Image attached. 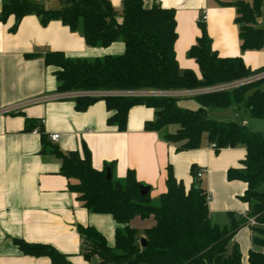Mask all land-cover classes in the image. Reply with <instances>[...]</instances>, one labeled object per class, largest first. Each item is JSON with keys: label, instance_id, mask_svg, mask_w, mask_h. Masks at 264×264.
Listing matches in <instances>:
<instances>
[{"label": "trees", "instance_id": "trees-1", "mask_svg": "<svg viewBox=\"0 0 264 264\" xmlns=\"http://www.w3.org/2000/svg\"><path fill=\"white\" fill-rule=\"evenodd\" d=\"M122 21L110 0H64L59 9H46L33 0H4L0 22L15 18L11 32L30 15L42 25L60 21L72 32L79 33L89 47L108 48L122 42L125 51L120 56L95 60L72 59L61 52L44 56L48 67L55 68L57 93L68 92H171L194 90L228 84L264 72L252 71L242 57L222 58L212 48L204 20L200 21L201 37L189 51V57L199 66L201 78L192 71L180 69L176 56L178 40L176 11L160 5L146 8L144 0H123ZM237 10L241 50H264V28H259L263 0L252 4H231ZM36 55H28V58ZM264 79L229 92H216L194 98L199 109L179 105V98L160 96H102L77 99L76 109L86 111L94 103L105 101L110 117L108 125L120 132L127 129L131 109L145 106L155 111L150 129L161 132L163 139L177 146V151L200 149L206 137L216 152L243 147L246 159L242 166L228 171L230 181H242L248 189L242 200L251 205L247 218H234L230 227L212 223L208 207L209 194L196 179L186 190L168 168L167 192L155 203L151 193L142 196L143 186L134 171L123 180L113 176L114 164L96 170L92 154L83 144L79 152L64 153L51 147V153L61 160L59 174L70 182L82 206L92 214L109 215L117 224L115 245L109 247L106 238L93 228H80L84 239L83 256H94L102 264H243L238 250L228 253L235 234L256 221L254 242L261 251L249 253V264H264V135L238 122H222L209 116L210 110H225L237 106L255 121H264ZM171 128H175L174 132ZM108 172L111 179H108ZM153 218L155 225L144 231L131 226L134 219ZM142 240L146 246H142ZM14 244L27 256L48 257L51 264H72L51 246L29 244L14 239ZM90 249V250H89Z\"/></svg>", "mask_w": 264, "mask_h": 264}, {"label": "crops", "instance_id": "crops-1", "mask_svg": "<svg viewBox=\"0 0 264 264\" xmlns=\"http://www.w3.org/2000/svg\"><path fill=\"white\" fill-rule=\"evenodd\" d=\"M33 1L52 10L64 4V0ZM110 1L122 21L123 0ZM3 2L0 0V17ZM238 2L252 4V0H144V6L160 5L176 11L175 48L180 69L192 70L201 78L199 66L189 57V51L202 35L200 21L204 17L212 48L220 57H242L252 71L264 69V50H241L238 13L231 5ZM14 24V17L0 22V264H51L48 257L25 255L14 239L51 246L72 264H93L83 256L80 228H93L106 238L109 247L115 245L116 222L109 215L92 214L82 206L77 194L70 190L69 180L59 174L62 162L51 153L52 146L64 153L79 152L83 156L85 144L96 170L113 163V176L117 180L134 171L138 182L149 187L151 196L155 195L157 200L167 192L169 167L186 190L196 181L192 170H204L198 182L209 194L212 223L230 227L232 216L239 220L240 214L248 215L251 205L242 200L247 184L228 179V171L240 168L246 159L243 147L216 152L205 137L200 149L179 152L176 145L163 139L161 132L150 129L156 118L153 109L145 106L131 109L127 129L120 132L108 125L110 113L105 101L79 112L76 99H54L60 93L55 68L45 63L46 53L61 52L72 59L95 60L122 55L125 51L122 42L108 48L89 47L79 33L62 22L42 25L35 15L25 17L17 30L11 32ZM34 54L35 57H27ZM263 87L264 84L262 91ZM37 100L41 102L4 113ZM184 105L188 108L189 102ZM199 107L195 101L189 109ZM209 116L219 121L242 119L239 123L249 129L252 125L256 129L262 127V121L250 119L235 105L210 110ZM175 130L171 128L172 132ZM53 135H59L57 142L51 140ZM154 225L153 218H136L131 223L141 238ZM254 226H243L228 246L229 254L234 250L241 253L243 264H249L251 251L262 250L254 242Z\"/></svg>", "mask_w": 264, "mask_h": 264}, {"label": "built area", "instance_id": "built-area-1", "mask_svg": "<svg viewBox=\"0 0 264 264\" xmlns=\"http://www.w3.org/2000/svg\"><path fill=\"white\" fill-rule=\"evenodd\" d=\"M203 20L205 21L206 18L204 17ZM261 79H264V73L263 74H259V75H255L246 79H242V80H237L228 84H222V85H216L213 87H206V88H201V89H194V90H182V91H171V92H161V93H154L155 95L149 94V95H143L144 93H148V92H131V93H103V92H68V93H64V94H60L57 97H55L54 99L57 100H61V99H67V98H73V99H79L81 97H93V98H97V97H102V96H160V97H172V98H187V97H199L202 95H207L210 93H216V92H229V91H233L236 89H239L241 87L247 86L253 82L259 81ZM43 101V100H42ZM41 102L39 100L34 101L32 103H25L22 105H18L16 107H12L11 109H9L8 111L4 112L6 113H13V112H17L23 108H25L28 105H32L35 103ZM51 140L53 142H57L59 140V135H53L51 136ZM211 147L214 149V145H211ZM206 171L204 170H200L199 172H197L196 174V179L199 180L201 179ZM239 218H247V215H243L240 214ZM249 224L250 225H257L255 219L250 218L249 220ZM263 253H264V249H263Z\"/></svg>", "mask_w": 264, "mask_h": 264}, {"label": "rangeland", "instance_id": "rangeland-1", "mask_svg": "<svg viewBox=\"0 0 264 264\" xmlns=\"http://www.w3.org/2000/svg\"><path fill=\"white\" fill-rule=\"evenodd\" d=\"M258 27L259 28H264V0H263V5H262V13H261V16L258 18ZM90 60H93V59H90ZM264 72H262V73H260V74H263ZM256 75H259V74H256ZM253 76H255V75H253ZM252 77V76H251ZM261 80H263V79H261ZM260 81V80H259ZM256 82H258V81H256ZM253 83H255V82H253ZM252 84V83H251ZM198 89H201V88H198ZM263 89H264V87H263ZM154 93H161V92H148V93H144L143 95H149V94H152V95H155ZM62 94H64V93H62ZM188 98H193V99H188ZM194 98H196V97H187V98H179L180 100H179V105L181 106V107H183V108H186L185 107V105H184V103L185 102H189V107H190V103H195V99ZM189 107L188 108H186V109H189ZM191 110V109H190ZM248 117V116H247ZM242 119H237V120H232V121H222V122H242L241 121ZM262 124V127H260V129H256L255 127H253V125H252V127H250V130H252V131H254V132H260V133H262L263 135H264V121H262L261 122ZM260 125V126H261ZM175 129V128H174ZM156 198V196L155 195H153L152 194V196H151V199H152V201L153 202H155V203H157L158 202V200L157 199H155ZM90 250V249H89ZM91 261H93V264H102V260H100L98 257H96V256H94L93 258H92V260Z\"/></svg>", "mask_w": 264, "mask_h": 264}, {"label": "water", "instance_id": "water-1", "mask_svg": "<svg viewBox=\"0 0 264 264\" xmlns=\"http://www.w3.org/2000/svg\"><path fill=\"white\" fill-rule=\"evenodd\" d=\"M107 178L111 179V174L109 172H108ZM140 193L142 196H146L147 194L150 193V188L143 185L140 189ZM263 197H264V195H263ZM142 246H144V247L146 246V243L144 240H142Z\"/></svg>", "mask_w": 264, "mask_h": 264}]
</instances>
